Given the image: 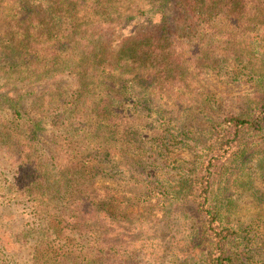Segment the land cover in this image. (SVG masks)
<instances>
[{
	"label": "trees",
	"instance_id": "trees-1",
	"mask_svg": "<svg viewBox=\"0 0 264 264\" xmlns=\"http://www.w3.org/2000/svg\"><path fill=\"white\" fill-rule=\"evenodd\" d=\"M3 14L0 153L11 194L47 226L36 264L132 258L141 247L122 237L136 199L101 182H119L116 157L137 153L152 162L131 163L145 189L134 198L158 199L192 229L177 239L170 223L168 238L141 227L163 242L152 264L165 250L178 264H248L252 245L233 218L264 170V0H13ZM210 74L252 88L242 111L219 109ZM192 98L221 110L198 137L167 107ZM153 168L164 174L150 179Z\"/></svg>",
	"mask_w": 264,
	"mask_h": 264
},
{
	"label": "rangeland",
	"instance_id": "rangeland-1",
	"mask_svg": "<svg viewBox=\"0 0 264 264\" xmlns=\"http://www.w3.org/2000/svg\"><path fill=\"white\" fill-rule=\"evenodd\" d=\"M13 0H0V38L4 37L7 33V26L4 21L3 10L8 9V5ZM127 8H132V10H138L137 4L131 7H124L122 14L130 15V12L126 11ZM207 89L213 94L217 101L215 103L221 106L219 109L225 110L226 108L232 109L235 112H240L244 109V98L245 95L251 93L253 90L249 85L245 83H230L225 78H219L215 75H207L204 77ZM0 87H5L4 82L0 80ZM29 88L23 91H28ZM33 91V90H32ZM39 96V92L36 90V94L31 97L26 98L24 101V109L27 113L33 115L34 111V101ZM208 104H203V101H199L197 98H192L189 101H175L170 99L169 107L173 112H175L177 118L180 122L182 121L184 127H187L192 136L198 137L202 134L204 130L209 128L211 123L220 115L218 109H211L207 107ZM183 110V111H182ZM182 111V113H181ZM217 116V117H216ZM45 122V132L44 138L45 144L52 149H56L50 143V137L52 133V126ZM54 149V150H55ZM145 156V158L143 157ZM149 154L137 153L135 157L128 155L126 157H116L115 161L121 162L120 168L123 175L117 176L119 182H114L111 180H102L101 185L109 188L112 193L119 196L121 199H136L133 204L132 209L136 213L131 214V224L129 227L123 226L126 233L122 238L127 242L137 241L134 254L132 258H122L121 264H152L154 256L159 255L156 253L157 244H161L160 241H152L147 230L139 231L141 227L146 225V229L150 228L148 233L157 232L160 235L168 238V230L165 228L172 225V236L173 238L182 239L185 233H190L192 231L191 225L184 223L179 217L168 219L167 209H163L158 205V199L153 198V200L147 204L149 200L141 198L142 201H138L133 195H138L145 191L144 183L141 184L140 174L137 167L131 166L133 161H141L142 166H149L152 162V158ZM185 159H189L188 154H184ZM128 165L132 167V172L126 174L125 170ZM150 171H152L150 173ZM147 170V174L150 173V179H154L161 173L158 169ZM145 173V172H144ZM12 176V166L8 163L6 156L0 153V264H36L38 263L36 257L38 256V250L42 242L40 240L42 236L41 230L47 228L46 224H41V220L38 216L33 213L29 204H25L18 199V196L11 191L9 185ZM134 178V180L132 179ZM110 179V178H109ZM141 180V179H140ZM123 184H122V183ZM112 183V184H111ZM126 184H128L126 186ZM254 188L248 193L242 195L238 199V209L234 216V221L236 225L242 226L243 231L247 237L250 239V244L252 245V260L248 264H264V170H255L253 178ZM135 193V194H134ZM142 195V193H141ZM144 195V193H143ZM151 205V206H150ZM133 220V221H132ZM142 222V223H141ZM168 222V224H167ZM141 232H145L141 235ZM146 242L144 243L143 240ZM149 240V241H148ZM163 240V241H167ZM147 242H150L147 245ZM144 243V244H143ZM163 243V242H162ZM143 244V245H142ZM152 246V247H151ZM151 247V248H150ZM154 248V249H153ZM153 249V250H152ZM254 252V253H253ZM170 256L168 250H165L162 257H165L162 262L165 264H178L176 260H165L167 256ZM127 259V260H126ZM161 258H159V263Z\"/></svg>",
	"mask_w": 264,
	"mask_h": 264
}]
</instances>
